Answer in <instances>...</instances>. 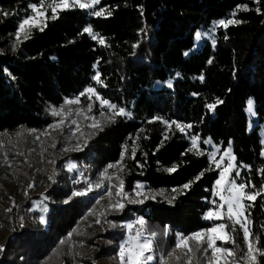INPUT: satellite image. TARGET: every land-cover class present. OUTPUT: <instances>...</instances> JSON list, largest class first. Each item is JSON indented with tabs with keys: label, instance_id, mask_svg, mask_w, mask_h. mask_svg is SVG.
I'll use <instances>...</instances> for the list:
<instances>
[{
	"label": "trees",
	"instance_id": "16d2710c",
	"mask_svg": "<svg viewBox=\"0 0 264 264\" xmlns=\"http://www.w3.org/2000/svg\"><path fill=\"white\" fill-rule=\"evenodd\" d=\"M31 4L39 0H0V133H23L17 142L13 139L16 148H5L10 158L27 162L29 168L20 172L29 174L35 165L28 129L49 126L54 121L49 108L63 105L65 98L93 87L130 115H115L109 121L114 114L103 112L100 128L82 141L80 150L58 157L61 174L44 192L45 221L39 211L28 212L31 224L19 223L17 228L8 212L5 224L11 232L0 244V264H40L88 212L93 197L73 195L87 183L69 178L64 167L69 159L88 180H96L100 171L121 160L126 190L139 181L152 190L176 189L171 203L161 197L149 199L142 205L128 204L113 216L129 221L134 213L140 214L150 231L159 232V240L172 242L177 233L188 236L213 226L218 220L205 219V214L216 199L213 188L220 171L211 167L204 143L208 138L223 150L232 147L241 167L238 182L259 193L254 201L247 200L246 208L252 240L259 237L256 246L264 251V0H100L98 8L106 14L95 16L90 8L80 7L60 10L56 19L46 20L43 31L33 28L13 49L12 39ZM246 4L248 10H237ZM234 10L239 23L219 28L215 42L207 39L194 48L197 32L209 30ZM86 27L96 39L83 31ZM97 73L99 82L93 79ZM250 98L258 116L252 126L247 113ZM210 104L215 108H208ZM176 124L199 137L202 149L189 151L192 143ZM173 166L176 171H166ZM1 178L0 197H6L10 190ZM184 184L189 188L182 189ZM31 201L23 206L31 208ZM221 221L235 240L231 247L241 255V228L237 225L232 231L226 218ZM126 233L121 228L96 236L117 245ZM256 264H264V255L258 254Z\"/></svg>",
	"mask_w": 264,
	"mask_h": 264
},
{
	"label": "rangeland",
	"instance_id": "374dc122",
	"mask_svg": "<svg viewBox=\"0 0 264 264\" xmlns=\"http://www.w3.org/2000/svg\"><path fill=\"white\" fill-rule=\"evenodd\" d=\"M50 2L51 0H44L45 8L41 9V11L45 12V17L42 21H40L41 26L45 24L46 20L50 16L52 17L51 10L47 8V5ZM90 2L91 0H81V3H90ZM56 3H59V0H56ZM69 3L72 4V0H69ZM98 4H95L94 7L90 9L93 10V12L100 11L101 9L98 8ZM244 6L247 7V10L249 9V5L246 4L240 6L237 10L238 11L245 10ZM75 7H79V6L73 5L67 9L75 8ZM60 10L61 9L58 8L57 13ZM103 10H104V14H106L107 11L105 9ZM237 10L232 11L226 18L221 20H224L225 22H227L228 20H236ZM30 15H34L31 8L29 9L28 16ZM0 16H1V12H0ZM219 21L220 20L215 21L209 30L199 31V33H201V39L195 40V46H194L195 49H199L202 46L203 41L207 39L212 42H215L218 29L225 27L223 25H220L218 23ZM33 28L35 27H32L28 30V35ZM21 40H23V34L21 35ZM12 43H13V49L17 44H19L17 43L15 36L12 39ZM77 97L80 98V103L78 105L64 106V112L67 113L69 110H71L72 115L68 116L64 124L61 125L59 128L50 127L52 125H55L61 119V117H56L51 114V108L53 107H50L49 114L51 115L54 121H52V123L49 126L41 130H36L33 128L28 129L27 132L29 133L31 139L29 150L34 152V154L32 155L35 160V165H33L34 167L29 174H26L25 172L23 173L20 172L23 171L25 168L26 169L29 168L27 162L25 161L22 162L19 157L10 158V156L8 155V150H5V148H8L9 150L16 148V145L13 144V139L17 142L19 137L20 138L23 137V133L21 132V130L18 131L16 129L10 132L0 133V176H2L1 180L7 184L10 190V193L6 197L5 196L0 197V204H1L0 206H3V208L0 209V244L4 243L7 236L11 232V228H9L5 224V220L9 216L8 215L9 209H11L10 212L13 213L12 214L13 217L10 219H12V222L17 228L19 227V223H23L26 226L31 224L33 218L30 217V215H28V212L30 214L39 211L41 214L40 218L43 217L42 221L46 220L45 215L48 211V206L46 204L47 197L45 196L44 192L47 189V187H49L50 184L55 180V178L61 174L59 168L57 167L58 163L56 160L58 159V157H61L62 159L64 156H66V154L69 151L75 149L77 146H79L80 149L82 147V141H84V139H88L89 137H91L96 133V128L91 127L94 121L92 119H85V115L88 117H94L95 120L100 121L102 115H99V113L101 114V112L104 113L111 112V114H114L115 112L114 109L109 108L106 105L101 107L100 101L96 99L95 94H92L91 111H88V104L90 101L88 100L87 95L83 96L85 99H83L82 96H77ZM75 98L76 97L68 98V99L72 100ZM250 99L253 101V112L249 113L247 110V113L250 119V124L252 126L256 124L258 116L256 113V104L252 98ZM55 108L59 109L60 106ZM77 108L83 109L84 115H76ZM247 108H248V103H247ZM72 120H75L77 122V124L79 125V129H77L76 124L71 123ZM182 127L185 128V132L187 133V136L192 143V138L197 136L190 135L187 131L186 126L182 125ZM261 135L263 136V146H264V122L262 123L261 126ZM37 137H39V139H37ZM197 138H198V148L202 149L201 139L199 137ZM208 140H210L211 142L205 143L207 146L205 150L208 152V155L209 153H211L212 156L215 157V160L220 162L221 164V167L217 168L215 166V163L213 162V159L209 155L211 167L217 168L221 172L223 168L226 167L229 163L233 164L234 168L231 170V175L229 179H235L236 183L240 184V182H238L239 175L237 176L236 173L239 172L240 174L241 167H239L236 164V158L232 147L229 146L225 150H223L221 149L220 145H217L211 139L208 138L205 141ZM53 145L55 146L53 147ZM229 149H230V156L234 157L235 158L234 160L230 159V156L225 155V153ZM11 152H14L16 155H20L14 150ZM262 155L264 157V148ZM222 157L223 159H221ZM68 164H75L76 168L69 170V168L67 167ZM112 165H116V167L108 169L107 175L108 177H110V179L104 180V187L97 189L95 188V185L101 179V175L104 173L105 170L99 172V177H97L96 180H88L87 176H85L84 174L83 169L77 165V162L73 161L72 159H69L67 162H65L64 167L69 172V178H71V180H73L74 182H78V183H80L82 180L85 181L87 183V187L84 188L82 191L85 192V195H92L93 201L91 203V207L89 208L88 212L81 218L80 222L70 232L68 237L61 242V245L57 248V250L53 253V255L46 258L40 264H121V261L119 259L120 245L124 243L126 240H128L130 237L135 236L138 230L141 232V237H140L141 241H143L146 238H149V233L151 232L157 233V235L154 238H152L153 244H152L151 254L155 257V259L149 261L148 264H163V260H161L160 258L163 257L164 260H168L169 259L168 254L173 251L179 239L181 237H188L191 235L190 234L188 236H185L182 233H177L175 241L171 242L169 238L165 239L164 237H162L163 239L159 240L158 239L159 232L150 231L148 225L146 224L145 219L142 218L138 213H134L133 218H131L129 221H123V220L119 221L116 218H114L113 216L118 215L123 211V210H113L112 208L109 207V205L115 204L119 199L115 195V192L119 185V180H122L121 173L124 169V164L120 160ZM117 176H119V180H117L116 178ZM89 183L93 185V188L91 191H86L89 186ZM138 184L143 185V188L137 189ZM135 185L136 186L133 190L128 191L125 189V184L123 182V192L128 194L123 198L122 201L125 204V207L128 204L142 205L147 200L152 199L151 197L153 196H155V199L152 200H156L159 197H161L169 201L172 200L173 198L172 195L173 191L168 192L162 189L152 190L144 182H140V181L137 182ZM108 188H112L113 191L112 196H108L106 194ZM225 188H227V184H225ZM248 190L246 187L245 188L246 193L255 194V192H251ZM136 191H140L141 195L137 196L135 194ZM77 192L80 191L77 190ZM213 195L216 197L215 201L217 202V204H219L221 201L219 196L216 195V185H214L213 188ZM224 195L227 196L226 191ZM101 196H103V199H100ZM28 200H32L31 208L29 209L23 206L28 202ZM132 200H143V203L129 202ZM210 203H211V207L208 209V211L210 209L215 210L216 205H214L212 202ZM243 204L245 206L244 216H246L248 220L251 221L246 208L247 199L243 201ZM21 210H23V212ZM140 219H143L145 221L144 225H140L139 223H137V221ZM219 223H225V222L218 220L217 223L215 224H219ZM128 224H132L133 227L129 229L127 227ZM213 226L209 228H212ZM248 227L251 233V224H249ZM121 228H124V230L127 233L125 238L122 239V241L117 245L116 243H113L102 236H96L97 233H104L106 232V230H114ZM168 232H169L168 228H166L165 236L168 234ZM224 234L232 237L227 227L225 229ZM250 239H252V236L250 237ZM189 243L195 248V243L193 241H189ZM100 246H103L101 247V250H99ZM163 246H165V249ZM204 247H206V243L202 244L201 250L196 251L199 252L198 256L196 255L195 252V255L193 257V264H208V261L212 259V249H208L207 252L205 253L203 251ZM216 247L231 249L236 254L235 257H227L223 253H218V256L221 257V264H236V261L241 256L233 249V247H231L230 241L228 240L225 241L217 240ZM245 248H246V244L244 246V249ZM183 253H184L183 249H176V255L181 256V259L179 261L175 259H171L169 260V264H187V261L184 258ZM245 264H247V261H245Z\"/></svg>",
	"mask_w": 264,
	"mask_h": 264
},
{
	"label": "snow or ice",
	"instance_id": "6c2138e0",
	"mask_svg": "<svg viewBox=\"0 0 264 264\" xmlns=\"http://www.w3.org/2000/svg\"><path fill=\"white\" fill-rule=\"evenodd\" d=\"M99 0H91L90 3H81V0H72V4L69 3V0H59V3H56V0H51V2L47 5V8H49L52 12V19L57 18V9H67L73 5H78L80 8H93L95 4H98ZM29 7L32 9L34 15L27 16L25 19L22 20V22L18 25V30L15 33V39L17 43L21 42V35L23 34V39H28V30L32 27L39 28L40 31H43V27L41 26L40 21H42L45 17V12L41 11V9L45 8L44 0H39V5L37 4H31ZM245 10H247V7L244 6ZM259 11V9H257ZM95 16H101L104 14V10L101 9L100 11H94L91 13ZM111 14L110 12L108 13ZM4 15H8L7 12H4ZM234 15V14H233ZM240 21L237 20H228L225 22L224 20H220L218 23L220 25H223L225 27L228 26V24H234L239 23ZM46 26V25H45ZM84 32L89 33L93 39L97 38V34L93 32V30L90 27H86ZM195 39L199 40L201 39V33L197 32L195 34ZM100 43L103 44L104 40L103 38L100 39ZM211 61H209L210 63ZM93 79L97 80L99 82V73ZM203 79V77H201ZM92 94H95L96 99L100 101L101 107L107 106L109 108H112L115 110L114 115L108 117L107 119L111 121L114 119L115 115H130V113H127L124 108H118L114 104H111L108 100L103 99L99 93H96L94 88H87L84 92L80 93V96L87 95L88 100L90 101L88 104V111H91L92 109ZM80 103V98L76 97L75 99H67L65 98L64 105H61L59 109L53 107L51 108V114L56 117H61V119L55 124L50 127H56L59 128L61 125L64 124L65 120L68 116L72 115V111L69 110L67 113L64 112V106L65 105H78ZM217 103H222V101H217ZM208 108L214 109L215 105L210 104L208 105ZM249 113L253 112V101L250 99L248 101V108ZM76 115H84V110L77 108L76 109ZM101 115L103 116L104 113L101 112ZM85 119H92L94 123L91 125L93 128H100V121L95 120L94 117H88L85 115ZM158 119V118H157ZM72 124L77 125V129H79V125L75 120L71 121ZM165 124H168V121H164ZM172 123H176L173 121ZM176 126L180 129L181 132L185 130L184 127H182L179 124H176ZM188 128L192 127L191 125H187ZM102 130V128H101ZM39 139V137H37ZM211 141H205L204 143H210ZM55 145H53L54 147ZM198 148V138L193 137L192 138V148L189 149V151H195ZM73 150H80L79 146H77ZM125 150H127V146L125 145ZM197 155L203 154L200 151H196ZM133 158L135 157V148L132 150ZM210 157L213 159V162L215 163V166L217 168L221 167L220 162L215 160V157L212 156L211 153H209ZM225 155L230 156V149L225 153ZM223 159V157L221 158ZM230 159H235L234 157L230 156ZM67 167L69 170H72L76 168L75 164H68ZM116 165H108V168L105 169L104 173L101 175V179L96 183L95 188L99 189L104 187V180L110 179L108 177L107 172L108 169L115 168ZM142 167V165H141ZM234 168V165L229 163L226 167L223 168V170L219 174V179L215 181L216 185V195L220 198V203L217 204L215 200L212 201L214 205H216L215 210L210 209L205 214V219L208 220H224L225 218L227 221H229L232 225V231H235L236 226L239 225V227L242 229L243 237L246 244V248L242 252L239 259L236 261V264H245V261H247V264H256L257 255H264V251H262L260 248H258L256 245L259 242V237L255 238V242L250 239L251 233L249 231L248 225L251 224V221L248 220L246 216H244L245 206L243 204V201L247 199L248 201H254L259 195V193H246L245 188L248 187V185L244 183L237 184L235 179H229L231 175V170ZM122 170V169H121ZM168 172H174L176 171V167L173 166L172 168L166 169ZM262 173H264V169L261 170ZM203 172L200 173L196 177V180H199L201 176H203ZM236 175H239V172L236 173ZM117 180H119V176L116 177ZM191 183V182H190ZM225 184H227V188H225ZM31 186V185H30ZM190 184H184L182 186V189L189 188ZM251 187H255L252 185ZM93 188V185L89 183V186L86 191H91ZM143 188V185H137V189ZM173 192H176V189H172ZM225 191L227 192V196L224 195ZM84 191L75 192L73 195L76 196H82L84 195ZM108 196L113 195L112 188L107 189ZM137 196L141 195L140 191H136L135 193ZM115 195L119 198L115 204L109 205L110 208L113 210H123L125 207V204L122 202L123 198L128 195L123 192V181L119 180V185L117 187V190L115 192ZM152 199H155V196L151 197ZM100 199H103V196L100 197ZM172 199H175L173 197ZM99 202V201H97ZM129 202L133 203H143V200H132ZM169 203L172 202V200L168 201ZM226 206V209H225ZM11 209H9L10 211ZM41 220H43V217H41ZM140 225H144L145 221L143 219H140L137 221ZM127 227L131 229L133 227L132 224H128ZM227 225L225 223H219L215 224L212 228H208L199 232L192 233L188 237H181L178 241V243L175 245V248L171 253L168 254V260H164L163 257L160 259L163 260V264H169V260L175 259L179 261L181 259V256L176 255V249H183L184 250V258L187 261V264H193V257L195 255L196 251L201 250L202 244L206 243V247L203 248V251L206 253L208 249H212V259L208 261V264H221V257L218 256V253H223L227 257H235V253L231 249H224L216 247L217 240L219 241H225L228 240L232 244H235V240L227 236L225 233ZM157 233L151 232L149 233V238L144 239L141 241V232L138 230L136 232V235L133 237H130L128 240H126L124 243L120 245L119 250V259L121 261V264H148L149 261H152L155 259V257L151 254L152 253V244L153 239ZM189 241H193L195 243V248L189 243Z\"/></svg>",
	"mask_w": 264,
	"mask_h": 264
}]
</instances>
